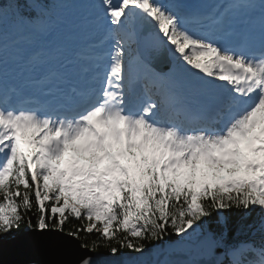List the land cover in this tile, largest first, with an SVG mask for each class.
Wrapping results in <instances>:
<instances>
[{
    "label": "snow or ice",
    "instance_id": "6c2138e0",
    "mask_svg": "<svg viewBox=\"0 0 264 264\" xmlns=\"http://www.w3.org/2000/svg\"><path fill=\"white\" fill-rule=\"evenodd\" d=\"M91 7L100 41L72 57L59 48L47 59L36 53L22 66L13 37L48 35L59 20L37 0L0 3V242L22 225L64 232L72 218L81 226L66 235L96 233L113 254L115 241L143 255L144 241L190 238L202 218L233 207L258 210L264 232V0H221L210 12L205 0ZM145 28L134 76L131 45ZM161 47L172 60L163 74L151 66ZM25 74L39 94L13 107L21 93L9 80ZM202 243L206 261L164 264H264V240H229L225 229Z\"/></svg>",
    "mask_w": 264,
    "mask_h": 264
},
{
    "label": "water",
    "instance_id": "95a60500",
    "mask_svg": "<svg viewBox=\"0 0 264 264\" xmlns=\"http://www.w3.org/2000/svg\"><path fill=\"white\" fill-rule=\"evenodd\" d=\"M148 29L145 28L140 36L141 49L148 42L146 37ZM161 49V51H160ZM151 52V65L159 71L169 68V59H166V50ZM161 55L162 59H159ZM211 232L194 239L163 242L146 249V253L102 254L84 247L80 240L66 232H39L34 229H25L19 236L0 242V264H80L82 259H95L97 257L115 264H122L126 258L137 257L143 264H164V261H182L189 258L197 261H206L207 246L202 243L205 236ZM212 234V233H211ZM183 254H180V253ZM221 249L216 250L219 256Z\"/></svg>",
    "mask_w": 264,
    "mask_h": 264
},
{
    "label": "trees",
    "instance_id": "16d2710c",
    "mask_svg": "<svg viewBox=\"0 0 264 264\" xmlns=\"http://www.w3.org/2000/svg\"><path fill=\"white\" fill-rule=\"evenodd\" d=\"M6 0H0V3H4ZM38 3H41L47 11L50 13H54L61 6L62 0H37ZM30 17H35L36 12L31 11L25 13ZM36 209L33 208L32 212H29L28 215H33ZM259 222V212L251 211L245 212L243 209H236L235 207L227 210H220V212H213L210 217L202 218L200 224V228L204 231L212 232V234L219 236L225 229L228 232L229 240L234 238H238L240 240H251L255 242H260L264 240V232L258 231L256 225ZM33 223H35V219H33ZM80 223L78 221L69 218V221L65 224V231L74 229L75 227H80ZM26 228V225H22V227L15 232L13 235L9 236L14 237L21 234ZM78 238L83 246L88 247L93 250V242H97V247L95 248V252L102 254H112L110 247H105L103 243L100 241L99 236L96 233L93 234H85L80 233ZM177 238L175 235H170L165 237L164 241H173ZM161 242V241H159ZM159 242H148L144 241L146 248L154 245ZM112 246H115L118 251L116 254L129 252L127 249H121L119 244L112 242Z\"/></svg>",
    "mask_w": 264,
    "mask_h": 264
},
{
    "label": "rangeland",
    "instance_id": "374dc122",
    "mask_svg": "<svg viewBox=\"0 0 264 264\" xmlns=\"http://www.w3.org/2000/svg\"><path fill=\"white\" fill-rule=\"evenodd\" d=\"M99 0H68L67 4L62 5V7L55 12L54 17L55 20L58 19V25L63 26L66 29H70V33L74 34V37H92V31L96 30V35L99 31V28L96 27V24L93 22L95 20V10L91 7V5L98 4ZM26 34V33H25ZM25 34L20 32V35H16L13 39L19 41L14 48L20 50V55L24 57V50L22 49L24 44L26 46V38ZM38 34V33H36ZM41 35V34H40ZM94 36V38L96 37ZM37 43H39V39H37ZM85 42H83L84 44ZM37 44L35 45L36 49ZM36 52V51H33ZM132 54V53H131ZM195 227V225H194ZM203 235V231L199 228L198 232L195 233L192 237L188 238L186 236L185 239H194ZM179 238V237H178Z\"/></svg>",
    "mask_w": 264,
    "mask_h": 264
},
{
    "label": "bare ground",
    "instance_id": "6f19581e",
    "mask_svg": "<svg viewBox=\"0 0 264 264\" xmlns=\"http://www.w3.org/2000/svg\"><path fill=\"white\" fill-rule=\"evenodd\" d=\"M26 30H30V31H33V30H31V29H26ZM59 39H61V37H56V39L54 40V41H57V40H59ZM29 43H32V40H29L28 41ZM131 52H132V55L129 57V60H130V62L132 61V59H133V56H134V53H133V49L131 48ZM27 62H25V61H23L22 63H21V65L23 66V65H25ZM169 72V71H168ZM168 72H164V73H168ZM189 231H191V229L189 230Z\"/></svg>",
    "mask_w": 264,
    "mask_h": 264
}]
</instances>
